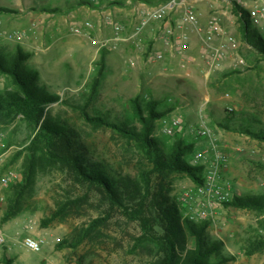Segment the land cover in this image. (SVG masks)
I'll return each instance as SVG.
<instances>
[{
  "label": "rangeland",
  "instance_id": "obj_1",
  "mask_svg": "<svg viewBox=\"0 0 264 264\" xmlns=\"http://www.w3.org/2000/svg\"><path fill=\"white\" fill-rule=\"evenodd\" d=\"M145 1L156 5L163 0ZM189 1L204 26L214 11L219 14L224 33L214 36V46L232 36L237 47L212 62L198 34H192L186 50H172L161 37L163 21H152L135 35L139 18L124 0L107 2L103 8L74 0H0V8L9 9L0 10V31L10 36L0 40V53L5 58L19 50L28 54L23 63L36 71L37 84L58 97L46 106V116L68 124L92 160L122 174H140L144 159L134 144L111 127L92 125L83 111L139 127L132 101L153 98L160 101L159 109L171 106L163 117L179 116L183 127L168 135L161 131L159 119L155 122L153 136L164 150L178 137L194 142L193 150L214 143L228 155L221 175L231 182L230 199L264 194V141L239 130L264 131V57L241 39L232 12L236 0ZM178 17L174 15L171 26ZM114 24L123 25L119 34L114 33ZM97 41L114 46L100 47ZM159 52L163 55L157 60L154 55ZM101 60L104 69L97 84ZM13 87L11 78L0 72V92ZM201 125L210 136L195 134ZM36 131L21 116L0 124V217L10 185L21 179L23 159ZM9 171L13 175L4 183L2 176ZM171 179L170 194L181 203L184 190L195 183L184 175ZM62 204L68 206L65 215L42 226L41 220ZM95 218L102 220L85 234ZM263 219L264 213L223 202L199 222H208L207 235L223 242V252L233 257L228 264H264V251L245 253L248 239L264 232ZM1 225L12 264H150L155 258L154 246L137 220L112 205L100 190L52 167L36 174L23 210ZM26 235L43 239L39 251L23 245ZM189 246H194L193 237Z\"/></svg>",
  "mask_w": 264,
  "mask_h": 264
},
{
  "label": "trees",
  "instance_id": "obj_2",
  "mask_svg": "<svg viewBox=\"0 0 264 264\" xmlns=\"http://www.w3.org/2000/svg\"><path fill=\"white\" fill-rule=\"evenodd\" d=\"M232 12L237 18L241 39L264 57V39L251 24L246 11L233 1ZM27 58L28 54L21 50L10 58H5L0 53V72L9 76L14 86L0 92V124L21 116L37 128L27 148L28 154L23 159L21 179L10 185L0 224L8 222L23 210L24 197L32 189L36 174L52 167L100 190L112 205L123 208L131 218L137 220L155 249V258L150 264H228L233 257L223 252L221 240L207 235L208 222H194L183 217L181 203L176 196L170 194L173 175L187 176L195 184L202 183L204 179V165L190 163L194 142L178 137L169 150H164L161 142L153 136L155 122L170 112L172 107L159 109L160 101L157 99L150 98L142 102L139 98H134L133 116L138 120L139 127L110 122L104 117L83 111L85 119L92 125L111 127L125 140L132 142L144 159L137 177L116 172L113 168L92 160L87 149L77 142L75 131L68 124L46 116V106L58 97L37 84L36 71L26 68L23 63ZM100 65L97 84L104 69L103 60ZM239 130L264 141V131H254L249 127ZM224 205L264 213V194L234 195ZM67 208L65 204L58 206L51 216L41 220V225L46 226L63 217ZM101 220L93 219L85 234ZM260 228L264 230V219ZM191 237L194 238L192 247L189 246ZM259 251H264V232L249 238L246 244V255ZM2 264H12V258L6 252L2 257Z\"/></svg>",
  "mask_w": 264,
  "mask_h": 264
},
{
  "label": "built area",
  "instance_id": "obj_3",
  "mask_svg": "<svg viewBox=\"0 0 264 264\" xmlns=\"http://www.w3.org/2000/svg\"><path fill=\"white\" fill-rule=\"evenodd\" d=\"M51 1V0H46ZM85 5H102L106 2L120 0H74ZM132 4L135 13L139 18V23L134 28L133 34L143 31L144 27L152 21H163L160 28L161 37L165 38V44L169 45L172 50H186L189 47L192 34H198L206 48H209L212 56V62L219 59L225 54L228 48H236V39L227 36L225 42L220 46H214L211 42L216 34L224 33L223 26L220 23V16L217 12H213L203 27L196 9L189 0H163L156 5L148 4L145 0H124ZM237 3L246 11L247 17L251 24L256 27L259 32L264 33V0H236ZM174 15H179L174 27L171 26V19ZM114 33L119 34L123 29V25L114 24ZM10 37L6 31H0V40ZM96 43V41H93ZM100 47L114 46V42L97 41ZM162 53H156L155 59H161ZM242 61V60H240ZM231 110L232 108L229 107ZM161 131L164 134H172L175 130L182 131L181 119L179 116L171 118L165 116L159 119ZM189 132H195L191 127L186 128ZM195 134L206 136L211 135V131L202 126L196 130ZM228 161V155L219 146L210 143L206 149L195 148L192 151L190 162L193 165H204V179L202 183L193 184L187 187L180 200L184 209L183 217L199 222L206 219L210 215V208L218 203L230 200L231 182L222 180L221 172ZM9 175L2 176V181L6 183L10 179L12 171ZM30 229L32 226L29 227ZM23 245L33 251H39L43 245V239L32 235H26L23 239ZM6 237L2 231L0 224V264L2 257L6 252Z\"/></svg>",
  "mask_w": 264,
  "mask_h": 264
},
{
  "label": "crops",
  "instance_id": "obj_4",
  "mask_svg": "<svg viewBox=\"0 0 264 264\" xmlns=\"http://www.w3.org/2000/svg\"><path fill=\"white\" fill-rule=\"evenodd\" d=\"M107 2L106 3H104V4H102L103 6L101 7V8H103V7H106L107 5ZM109 6V5H108ZM111 7V6H110ZM110 7H108V9L106 8V10H111V8ZM206 25V24H205ZM203 27H204V25H202ZM7 246H9V245H7Z\"/></svg>",
  "mask_w": 264,
  "mask_h": 264
}]
</instances>
